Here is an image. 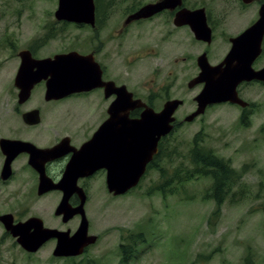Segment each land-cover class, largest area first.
Listing matches in <instances>:
<instances>
[{
  "label": "rangeland",
  "instance_id": "374dc122",
  "mask_svg": "<svg viewBox=\"0 0 264 264\" xmlns=\"http://www.w3.org/2000/svg\"><path fill=\"white\" fill-rule=\"evenodd\" d=\"M208 1L211 6H222V0ZM103 3L112 11L110 28L117 29L123 23L129 0H103ZM57 7L58 0H0V77L13 72V42L20 48L35 40H47L40 44L38 52L50 55L77 48L89 38L90 30L78 29L73 23L59 26L63 24L55 19ZM132 30L135 31L120 38V46L112 51L116 73L119 71L124 78L133 75L132 83L138 82L143 87L145 82L164 99L169 95L191 100L199 91L198 87L188 88V82L198 71L192 57L197 46L191 48V54L180 44L179 60L173 66L167 61L170 55H166V47L162 54H146L153 45H142L141 39L135 37L139 28ZM51 32L57 35L48 37L46 34ZM182 52L187 53L186 60L182 59ZM137 53L139 60L128 67L126 58L133 61ZM172 69L176 73L171 74ZM242 95L254 104V112L244 119L246 113L241 107L227 102L210 104L204 113L186 121L184 118L193 110L188 102L176 112L181 123L163 139L157 168H150L141 182L123 195L104 194L98 189V199L89 207L88 216L90 232L100 239L84 254L54 256L55 246L50 245L28 254L15 239L6 236L0 240V264H263L264 85H244ZM198 133L202 139L199 144L224 158L235 170L233 185L220 207L210 195L211 177L195 176L184 181L177 178V174L183 177L189 168L185 157L189 156ZM162 169L167 170L165 176ZM170 178L171 184L163 191L160 186ZM54 208L52 204L51 210ZM2 232L0 226V238ZM122 246H130L134 251L126 262L122 260Z\"/></svg>",
  "mask_w": 264,
  "mask_h": 264
},
{
  "label": "flooded vegetation",
  "instance_id": "af4514ba",
  "mask_svg": "<svg viewBox=\"0 0 264 264\" xmlns=\"http://www.w3.org/2000/svg\"><path fill=\"white\" fill-rule=\"evenodd\" d=\"M161 1L163 0H129V6H125L123 23L117 29L110 28L108 23L112 13L109 7L96 6L94 25L58 20L54 13L56 21L63 24L59 26L73 23L78 29L90 30L92 34L78 45L80 48L77 46L50 55H41L38 52L39 46L47 40H35L20 48H16L14 42L11 44V51H14L13 72L7 77H0V217L11 215L14 223L32 221L45 228L67 231L73 235L79 229L83 215L75 213L65 220L64 212L57 211L67 199L65 205L72 209L83 205L88 219V234L96 235L98 242L99 235L90 232L91 222L88 216L89 207L98 199V189L105 191L104 194L110 193L114 196L125 194L110 191L107 183V165L112 164L116 153L127 147L125 142L114 143L115 135L110 133L109 127L104 128L111 117L110 108L120 99L124 103L123 107L128 108V117L137 119L147 107L159 112L166 102L181 100L174 113V126L182 121L176 113L182 106L191 102L192 112L197 109L196 96L203 89L204 82L193 87H189L190 81L188 82L189 90L199 88L191 100L169 95L164 99L159 92L150 90L145 82L142 83L143 87L138 82L132 83L131 80H135L132 79L133 75L124 78L119 71L116 73L111 60L112 51L114 47L120 46V38L135 31L132 30L134 27L139 28L135 37L141 39L142 45H153L149 46L146 54H162L163 47H166L165 53L170 55L167 61L173 66L179 60L177 54L180 44L191 54V48L196 45L198 49L192 57L198 71L192 79L200 72V56L207 57L210 64L217 65L228 56L237 40L251 46L259 42L261 37V50L252 65L255 70L264 67V31L261 36L258 27L252 28L259 21L261 11H264V0H222L221 7L211 6L208 0H168L170 5L156 13L130 19L144 5ZM232 3L237 6H231ZM196 14L205 17L210 31L209 38H201L194 31L192 22ZM249 29L251 32H248ZM46 35L54 38L57 33ZM218 40L220 43H217ZM161 45L163 46L160 47ZM70 51H77L81 55L78 65L85 70L91 81L86 80L82 89L70 91L68 94L67 88L63 87L65 79L60 80L59 87H54L53 93L48 86L51 79L50 65L42 70L33 62L29 63L31 67L28 66L24 74L26 77L29 75L40 79L31 87L27 97L21 95L19 72L22 67V53L27 56L29 52L32 59L40 60L53 59L56 54ZM182 54V59L186 60L187 53ZM139 55L137 53L133 61L127 57V66L139 60ZM55 70L57 74L62 71ZM155 71H159L156 66ZM176 71L172 69L170 73L174 74ZM26 77L22 75L23 81ZM252 83L264 85V81L255 79L242 81L237 87L239 97L247 102L246 106L243 103H234L246 113L242 119L254 112V104L242 95L243 86ZM164 138L158 142V151L147 163L143 177L150 168L158 167L157 157L160 156ZM67 177L68 181L65 182ZM52 204L55 207L53 211ZM54 220L59 223L54 224ZM0 226L4 229L0 240L10 236L28 254H34L47 245L56 247L58 243V239L52 237L37 251L30 252L22 247L17 237L5 229L1 219ZM34 230V227L30 228V231ZM90 246L86 247L85 252Z\"/></svg>",
  "mask_w": 264,
  "mask_h": 264
},
{
  "label": "water",
  "instance_id": "95a60500",
  "mask_svg": "<svg viewBox=\"0 0 264 264\" xmlns=\"http://www.w3.org/2000/svg\"><path fill=\"white\" fill-rule=\"evenodd\" d=\"M169 5L170 2L168 0L144 5L133 13L130 19H139L154 14ZM95 9V0H58L55 16L58 20L94 25ZM195 17L192 26L197 36L204 39L206 37L209 38L210 31L205 17L200 14H196ZM257 27L260 29V35L262 36L264 31V11H261L259 21L252 28L256 29ZM248 32H251V29ZM260 50L261 37L259 42L251 46L244 45L239 40L234 41V45L228 56L217 65L210 64L207 57L200 56L198 59L200 72L190 80L189 87L202 82L205 85L196 96V100L198 101L197 109L186 116L185 120L192 121L204 113L209 104L213 103L230 101L232 103H243L246 106L247 102L239 97L237 87L242 81L255 79L264 81V67L255 70L252 65ZM80 56L77 51H70L68 53L56 54L53 59L35 60L32 59L29 52L27 56L25 53H22V67L19 72L21 95L27 97L31 87L40 79V77L29 75L26 77L24 74L27 72V67L33 62L37 63L36 65L42 70L43 67L46 68L48 64L50 65L51 79L48 86L51 92L54 93L55 90L53 88L59 87L60 80L64 79L65 85L63 84V87L67 88L66 92L68 94L70 91L82 89L84 87L83 83L86 80L91 81V79L87 78L85 70L78 65V62L81 61ZM55 69H61L62 71L60 74H57ZM22 75L26 77L24 81ZM119 100L110 108L111 117L104 125V128L109 127L110 133L115 135L114 143L121 141L127 144V147H124V151L116 153L113 156L114 161L112 164L110 166L109 164L107 165L109 170L107 177L108 188L116 194L125 193L138 184L146 170L147 163L158 151L159 140L162 136H166L173 130L174 113L181 103V100H170L165 103L163 109L159 112H155L153 109L147 107L140 118L131 119L128 117V108H124V103L122 104V100ZM131 105L133 107L134 103L132 102ZM67 181L68 177L65 182ZM82 201H84V197ZM66 202L67 199L61 203L57 211L58 213L64 212L65 220L75 213L83 215L82 223L73 235H70L67 231L45 228L43 225L35 224L32 221L14 223L11 215H4L0 219L4 223L5 229L10 231L14 237H17L18 242L27 251L35 252L45 241L56 237L58 243L53 252L55 256L80 255L88 245L96 242L97 236L88 234V219L85 216L83 205L72 209L65 205ZM31 227H34L35 230L30 231Z\"/></svg>",
  "mask_w": 264,
  "mask_h": 264
},
{
  "label": "trees",
  "instance_id": "16d2710c",
  "mask_svg": "<svg viewBox=\"0 0 264 264\" xmlns=\"http://www.w3.org/2000/svg\"><path fill=\"white\" fill-rule=\"evenodd\" d=\"M96 6L104 7L106 4L103 3V0H96ZM199 135L200 133H198L194 139V145L188 152L189 156L185 157L189 168L190 163H192L193 168L189 169L188 167H184L186 168L184 176L182 177L181 174H177V178L180 181H184L195 176L211 177L213 180L211 191L213 192L210 195L215 199L218 207H220L223 203V198L228 194V191L233 185L231 179L234 178L235 170L224 158L217 156L212 150L206 149L203 145L199 144L200 141H202ZM161 157H165V154H161ZM170 160L171 158L168 157L167 161L169 162ZM162 172L164 176L167 174L166 169H162ZM172 179L173 178H170L165 184L161 185L160 188L164 191L165 187L171 184L170 181ZM132 236L133 235H131V238ZM132 241L136 240L133 239ZM122 248L124 249L122 260L126 262L130 257H133L132 254L134 255V251L130 246H122Z\"/></svg>",
  "mask_w": 264,
  "mask_h": 264
},
{
  "label": "bare ground",
  "instance_id": "6f19581e",
  "mask_svg": "<svg viewBox=\"0 0 264 264\" xmlns=\"http://www.w3.org/2000/svg\"><path fill=\"white\" fill-rule=\"evenodd\" d=\"M88 248V247H87Z\"/></svg>",
  "mask_w": 264,
  "mask_h": 264
}]
</instances>
